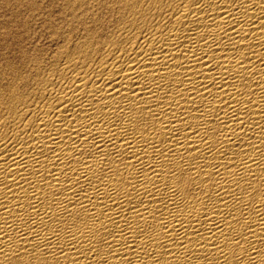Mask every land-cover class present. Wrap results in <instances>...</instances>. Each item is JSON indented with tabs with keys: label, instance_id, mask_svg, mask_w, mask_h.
<instances>
[{
	"label": "bare ground",
	"instance_id": "1",
	"mask_svg": "<svg viewBox=\"0 0 264 264\" xmlns=\"http://www.w3.org/2000/svg\"><path fill=\"white\" fill-rule=\"evenodd\" d=\"M0 264H264V0H0Z\"/></svg>",
	"mask_w": 264,
	"mask_h": 264
}]
</instances>
